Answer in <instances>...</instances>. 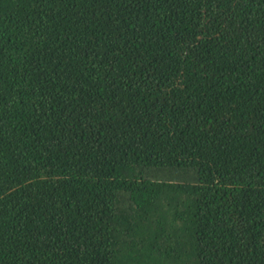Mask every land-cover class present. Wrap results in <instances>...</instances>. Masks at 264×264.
I'll use <instances>...</instances> for the list:
<instances>
[{"label":"trees","instance_id":"1","mask_svg":"<svg viewBox=\"0 0 264 264\" xmlns=\"http://www.w3.org/2000/svg\"><path fill=\"white\" fill-rule=\"evenodd\" d=\"M0 264H264V0H0Z\"/></svg>","mask_w":264,"mask_h":264}]
</instances>
